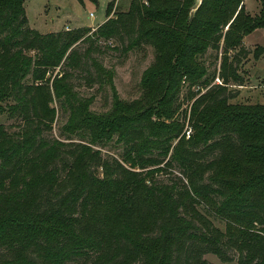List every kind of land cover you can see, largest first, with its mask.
Segmentation results:
<instances>
[{"label":"trees","instance_id":"1","mask_svg":"<svg viewBox=\"0 0 264 264\" xmlns=\"http://www.w3.org/2000/svg\"><path fill=\"white\" fill-rule=\"evenodd\" d=\"M259 2L251 16L244 0H131L117 13L111 1L95 30L40 34L24 0H0V114L16 122L0 124V264H264V105L230 104L227 90L242 86L244 38L264 30ZM113 40L153 49L147 105L124 106L112 85L98 115L71 80L110 84L93 54ZM110 142L120 159L101 153Z\"/></svg>","mask_w":264,"mask_h":264},{"label":"rangeland","instance_id":"2","mask_svg":"<svg viewBox=\"0 0 264 264\" xmlns=\"http://www.w3.org/2000/svg\"><path fill=\"white\" fill-rule=\"evenodd\" d=\"M113 1V12H126L131 0H24L25 14L28 26L40 34L68 31L82 27H89L95 30L107 20L105 10L107 5ZM246 11L254 16L260 10L259 0H244ZM112 16V15H111ZM243 46L247 50L245 60L237 67V73L242 78V86L230 82L227 86L228 93H232L234 98L229 100L230 104L264 105V30H255L243 40ZM101 53L93 54V57L103 65L104 69L112 74L111 83L105 82L103 85L94 83L87 84L86 75L75 73L71 83L75 91L83 98H92L90 111L94 114H106L112 103V90L117 92L120 102L133 110L145 107L140 79L143 71L154 61V51L152 48L143 46L132 49L127 53L116 51L119 43L115 40L111 44H101L98 46ZM86 45H78L82 52L86 50ZM262 48V51L260 50ZM235 52L230 53L229 58ZM257 54L258 58L254 55ZM221 51L208 50L200 61L205 64L208 73L218 74L220 69ZM241 61V62H242ZM59 70H56L58 72ZM61 71V69H60ZM54 73V74H55ZM216 76V75H215ZM221 81L215 80V83ZM186 86V85H185ZM231 94V95H232ZM187 88L183 87L180 93L181 109H185ZM56 109V117L52 126L51 136L56 139L60 136V129L66 119V112L56 103L51 105ZM0 124L6 128H13L16 122L9 119L6 114H0ZM99 148V147H96ZM104 156L120 159L121 147L114 142H110L99 148ZM164 177V176H163ZM214 225L224 230V225L214 221ZM204 259L211 264H237L235 260L229 263L221 262L216 256L208 254Z\"/></svg>","mask_w":264,"mask_h":264},{"label":"crops","instance_id":"3","mask_svg":"<svg viewBox=\"0 0 264 264\" xmlns=\"http://www.w3.org/2000/svg\"><path fill=\"white\" fill-rule=\"evenodd\" d=\"M105 22V20L103 21V23Z\"/></svg>","mask_w":264,"mask_h":264}]
</instances>
